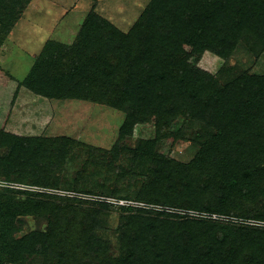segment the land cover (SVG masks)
<instances>
[{
    "label": "trees",
    "instance_id": "1",
    "mask_svg": "<svg viewBox=\"0 0 264 264\" xmlns=\"http://www.w3.org/2000/svg\"><path fill=\"white\" fill-rule=\"evenodd\" d=\"M237 1L239 11L231 12L232 3ZM258 2L153 0L145 12L151 13V18L146 21L144 15L127 34L93 13L82 29L85 38L82 43L85 44L69 49L77 58L63 56V60L71 63L74 69L67 71L56 65L62 59L53 60L52 52L60 45L48 43L24 82L16 81L10 75L7 80L16 82V89L24 85L38 95L81 99L123 112L125 122L121 139L131 135L138 123L154 121L158 134H161L164 129L171 130L175 119L184 116L215 129L217 134L206 136L202 149L189 165L175 161L162 164L155 182L157 189L162 191L160 185L164 188L171 185L172 190L179 192L180 201L175 203L179 208L230 216L236 214L244 219L264 221V130L256 134L252 124L264 119L249 116L247 107H253V101L251 105L243 101V96L251 97L255 106L264 108V105H257V99L264 101V84L260 81L264 79L241 77L232 84L220 86L215 85L209 74L192 67L195 56L206 51L226 58L242 38H247L250 50L257 56L263 52L264 4ZM58 141L60 143H56ZM72 142L66 137L26 139L5 134L0 129V149L12 144L14 151L11 157L14 163L7 162L9 158L2 159L7 164V172L11 168L20 169V162L24 168L27 163L31 165L29 158L41 151L47 162L35 164L40 172L47 165L50 167L49 163L55 164L61 159H57V146L64 151ZM141 143L146 146L154 144L152 140ZM112 152L119 153V149L115 147ZM30 178L33 183L42 182L35 176ZM36 208L29 209L24 203L14 210L0 201V264H6L8 253L14 255L11 263L15 264L27 261L36 264H97L95 260L102 261L98 264H121L120 261L106 263L104 258L99 260L104 256L107 244L94 234L97 225L93 223L99 218L98 210L83 215L85 223L78 236L86 253L95 252L89 260H72V251L57 250L62 234L57 231L60 229L56 227L59 226L56 220L52 223L55 228L47 233H29L15 239L16 216L43 210V204L38 203ZM56 209L59 211L51 215L55 217L59 213V219L65 213L61 214L64 211L60 207ZM129 210L132 213L135 208L129 207ZM225 226L231 231L228 239L244 244L242 250L249 252L251 262L248 263L264 264V231L260 228L221 227L220 223L210 220L176 222L167 229L169 233L196 227V230L201 229L200 236L196 238L195 230L186 237L177 235L176 241L171 233L168 241L164 239L169 234L166 226L157 223L153 228L150 221L143 223L137 217L124 225L127 230L122 240L127 248L124 264H221L212 240L219 235L218 229L223 230ZM40 237L46 240H38Z\"/></svg>",
    "mask_w": 264,
    "mask_h": 264
},
{
    "label": "rangeland",
    "instance_id": "2",
    "mask_svg": "<svg viewBox=\"0 0 264 264\" xmlns=\"http://www.w3.org/2000/svg\"><path fill=\"white\" fill-rule=\"evenodd\" d=\"M152 1L0 0V129L5 134L26 139L55 140L66 137L73 140L64 151L57 146V159H61L55 164L49 163L51 166L47 165L40 172H37L35 164L47 162L43 160V152H35L29 158L32 166L27 163L24 168L20 162V169L11 168L8 173L3 160L9 158L7 162L14 163L11 162L14 153L12 144L0 149V201L6 202L14 210L19 204L25 203L29 209L36 206L38 209V203L43 204V210L16 216L13 228L15 239L29 233H47L56 220L59 224L56 227L60 229L57 231L62 234L57 250L72 251V260H89L95 252L86 253L78 236L85 223L83 215L98 210L99 218L93 223L97 225L94 234L107 244L106 252L99 260L104 258L106 263L120 261L124 264L127 250L122 242L127 231L124 225L136 217L143 223L150 221L153 228L157 223L164 225L166 231L171 224L192 220H210L220 223L221 227L246 226L264 231V221L261 220L176 207L175 203L180 201L179 192L172 190L171 185L165 188L160 185L162 191L157 189L155 182L162 164L175 161L189 165L202 149L206 136L217 134L215 129L184 116L175 119L171 123V130L164 129L161 134H158L154 121L138 123L131 135L121 139V128L125 122L123 112L91 101L38 95L24 85L16 89V82L7 80V75H10L14 80L24 82L48 43L60 45L52 52L53 60L62 59L56 65L67 71L74 69L71 63L63 60V56L76 57L69 49L85 44L82 43L85 39L82 29L91 14H97L127 34L141 17L146 15V21L151 18V13L145 12ZM256 1L264 4V0ZM239 8L240 3L233 2L231 12H237ZM192 67L209 74L214 78L215 85L220 86L232 84L241 77L264 79V51L257 56L250 50L247 38H242L226 58L206 51L195 56ZM260 81L264 84V80ZM243 101L250 105L253 101V107H247L249 116L264 119V108L255 106L254 99L243 96ZM257 101V105H264V101ZM252 124L254 133L264 130V120ZM147 140H152L154 144L146 146L141 143ZM115 147L119 153L112 152ZM7 174H10L9 177ZM34 176L42 182L33 183L30 177ZM19 177L24 180L21 181ZM49 196L51 198H47ZM56 207L64 211L61 214L65 213L59 219V213L55 217L51 215L59 211ZM129 207H134L136 211L130 213ZM248 208L247 211L250 210ZM76 214L75 220H70ZM195 230L196 227H191L186 231L177 229L171 233L178 241L177 235L186 237ZM195 232L198 239L201 229ZM218 232L219 235L216 234L212 242L217 246L221 264H250L249 252L242 250L244 244L228 239L231 236L230 228H219ZM171 233L164 239L169 241ZM38 240L46 239L40 237ZM13 256L8 253L5 263L15 264L11 263ZM95 262L98 264L102 261ZM25 264L36 263L27 261Z\"/></svg>",
    "mask_w": 264,
    "mask_h": 264
}]
</instances>
